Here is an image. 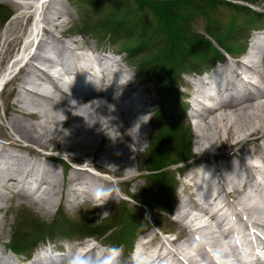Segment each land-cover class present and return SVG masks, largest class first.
Instances as JSON below:
<instances>
[{
	"label": "bare ground",
	"instance_id": "6f19581e",
	"mask_svg": "<svg viewBox=\"0 0 264 264\" xmlns=\"http://www.w3.org/2000/svg\"><path fill=\"white\" fill-rule=\"evenodd\" d=\"M10 1L15 4L19 12L6 29L1 43L0 58L10 49V45L16 42L22 19L27 14L32 15L31 12L36 11L34 9L36 7V15H39L37 19L40 24L42 21V24L38 31L33 33V36H39L33 50L28 52L18 71L6 80L11 85L17 81L19 90L30 97L22 95L20 100L22 105L12 101V109L22 117L10 115L3 128L7 142L0 144V186L11 184L16 187L20 195L25 192V184L35 183L36 190L45 186L43 192L49 204L53 203L55 195H64L71 203H76L83 197H97L102 200L101 205L111 202L114 196L106 193L101 183L110 184L111 179L107 174L114 175L123 172V167H128L127 155L122 148L126 144L139 143L140 138H138L139 134L137 136L131 134L130 118L127 117L126 110L136 111L135 104L144 102L146 95L136 93L137 95H134L136 101L132 98L125 105L122 103L120 106L119 101L125 96L121 89L131 84L130 74L126 70L123 69L117 74L99 61L93 69L91 60L85 59L83 54L80 55L82 52L73 51L74 53L63 56L60 47L43 43L42 37L45 32H50L53 40H58L53 31L63 32L61 18L65 11L61 6L63 5L61 0ZM50 7L56 9L54 17H50L48 13ZM74 42L76 41L72 40L73 44ZM83 67L89 69L93 75L99 76L104 89L96 88L90 94L93 95L89 103L91 112L85 114L83 112V115L80 113L81 116L77 118L79 125L75 127L73 136L79 132L80 127L87 129L91 134L88 145L92 143L93 150H96L98 145L94 148V142L97 143L101 136L108 134L111 127L117 126V133L127 134V140L126 143L114 142L115 147L105 144L97 157L93 156V151L89 155H77L72 150L75 148L64 144L66 155L75 159L77 165L71 167L66 180H62L58 185L55 180L57 177L54 178L50 173V167L41 161V157L50 159L52 154L39 152L40 150L35 146L47 147L51 141L55 145L58 133L50 123H59V119H56L58 113L70 112L68 107L60 106V109L56 107L55 113L50 117L46 106L54 101L58 104L69 103L74 96L85 97V93L80 91L85 89L81 84V78L85 75ZM74 69L76 76L73 80L63 81L59 85L55 82L54 73L69 74ZM35 70L45 75L50 84L38 82L35 78ZM40 80L43 81L41 78ZM221 94L223 96L220 98ZM107 103L114 106L108 107ZM29 106H35L36 109L30 110ZM202 109L208 110L206 116L203 115V111L201 112ZM196 113L204 121L203 123L196 121V146L198 148L206 144L213 146L217 141L226 143L227 148L231 149V156L221 165L210 164L211 174L208 172L207 174L205 169L200 171L197 169L194 172L193 182L199 185L197 191L199 197L195 200L193 194L188 193L196 203L190 201L191 206L187 208L188 201L184 199L174 213L177 218L176 223L185 231L186 237L178 241L168 239V244L159 240L158 245L153 247L152 240H146L147 236L144 235L145 240L141 243L139 251L135 252L136 255L133 253V261L135 260L136 263L146 261V264H247L248 261L260 260V257L264 260V36H256L243 61L237 59L234 64L227 65L222 74L214 80L213 86L203 91ZM30 114H34V120L28 118ZM113 139L116 137L114 136ZM118 164H122L123 166H119L122 168L118 169L116 167ZM65 167L67 168V165ZM212 191L214 192L211 194ZM33 203L37 210H45L46 206L44 207L40 200H35ZM194 209L199 210L201 215L192 213ZM94 245L92 238H85L73 244L70 252L63 257L37 255L34 260L42 264H65L63 261H66V264H109L105 261V252L100 251L98 254L93 252ZM262 262L264 264V261ZM257 263L261 264V261Z\"/></svg>",
	"mask_w": 264,
	"mask_h": 264
},
{
	"label": "rangeland",
	"instance_id": "374dc122",
	"mask_svg": "<svg viewBox=\"0 0 264 264\" xmlns=\"http://www.w3.org/2000/svg\"><path fill=\"white\" fill-rule=\"evenodd\" d=\"M78 1H79V3L75 6L74 4H72L70 2V0H61V2L63 4L61 6H62V8H64L63 11H65L62 15V18H61V19H63V25H64V26L62 25L63 32H60L58 30L53 31V33L58 37L57 39L60 41L59 44L57 43L58 47L61 48V52L63 54H67V55H69L70 53H74V52L75 53H77L79 51H80V53L82 52L80 55L83 54L85 59H90L92 62L91 65L93 64V65L97 66L98 61L102 62L103 65H108V66H109L108 63H112V65H110L109 67L110 68L112 67L113 69L112 68L111 69L114 72H116L117 74L122 72L123 69L126 70L130 74V78H131L130 83L131 84L129 86L125 85L122 87L121 90L124 91L123 96L124 95L125 96L121 101H119L120 102L119 105L120 106L125 105L126 102L128 100H131L132 98H133V100H135V96L139 93H141V95H143V96L146 95L145 96L146 99L144 102H142L140 104L138 102H137L138 104L135 102L136 103L135 105L137 107L136 111H133L131 109L126 110V113H127L126 115H128L127 117L130 118L129 119L130 120L129 121V127L131 128L130 132H132L131 134L134 136H137L139 134L138 138H140V141H139V143H135V145L134 144H126L122 148V151L125 153V155H127L128 167L122 168L119 166H123V165L118 164L116 167L118 169L122 168L123 172H120V173L117 172L114 175H108L107 174V176H109V178L111 179L110 184H107L105 182L101 183L103 185V189H106L105 192L114 196L111 202H106V203H103L102 205H101L102 200L101 199L99 200L97 197H95V198L83 197V198H81L82 200L79 199L76 201V203L75 202L71 203V201L67 200L64 195H59V196L55 195L53 197V203L49 204V203H47L48 202L46 200L47 198L43 192L45 186H41L40 188H38L36 190L37 186L35 183L25 184L28 187H26L24 185V188H25L24 191L25 192L22 195H20L15 186H13L11 184H10L11 186L9 184L1 185L0 186V192L2 193V195L0 193V206H1L0 207V250L4 249V248L7 249L5 243H7L9 241V238H10V236H11V234L15 228L16 221L18 220L17 216L19 214H23V213L27 214L28 212H30V213H32V215L33 214L36 215L39 219H41L45 222H50L53 218L57 217L58 211L61 210L62 213L66 217H70V218L81 217V218H84L88 222H92V221L99 222L101 220H104L105 218H107L111 214H113L116 211V209L118 207H120V205L124 202V204L127 205L128 208H130V209L133 208L135 211L140 212V213L142 212V214L145 215L146 216L145 218L148 220V225L137 231V233L133 237L132 242L128 248L125 249L122 245H120L118 247L116 253H113L111 251L107 252L105 250L106 248L102 249L103 251H101V252H105L107 254V255L104 254V257H106L105 261L109 264L110 263L111 264H143V263L146 264L147 263L146 261L145 262L140 261L138 263H136L135 260L133 261V259H134L133 255L134 254L136 255V253L139 251L141 243L145 240L143 236L144 235L147 236L146 240H149V239L152 240V242L154 244L153 247H156V245H158L159 240H163L164 242L167 243V240L171 239V238L175 241H178L177 239L181 238V237L185 238L186 233H185V231H183V229H181V227H179L177 225V223H176L177 218H176L174 213H175L176 207H178V205H180L181 201H184V199L186 201H188L187 202V208H189L191 206L190 201H192L193 203H196L194 201V199L196 200L199 197V194L197 192V191H199V185L193 182L194 181V177H193L194 172L196 171V169H198L199 171L205 169L206 173L208 172L209 174H211V172H210L212 170L211 165L217 166V165H221L222 163L226 162V159L230 158V156H231V154H230L231 149L227 148L226 143H221V142L217 141L214 143L215 145H213V146L211 144H206L203 147H199L201 149L200 150L196 146L197 130H196L195 125H196V121L201 122V123L204 122L201 120V116L199 117V116H197V113H195L196 114L195 117H192V116L188 117L186 114L181 113L177 107L174 108L172 117L177 118L180 121H182L183 127H185L186 130L187 129L190 130V134H191L190 145H191V151L193 154L192 156H194V157L191 158V160H188L186 162H182V163L179 162L177 164H172V165L166 167V170H170L172 177H174L176 180V184L172 190V194L174 196L172 206L170 209V213H167L164 210L162 212H159V211L156 212V214L158 213L160 215V221L158 224H155V225L152 224L151 225V220L148 218L149 217L148 214L150 212L149 209L146 208L145 206L139 205L135 200L139 199L142 191L145 190V188L147 187L146 185H147L148 179L146 178V176L150 172L145 170V166H146V160L145 159H146V157L144 156L145 155L144 151H145V148L147 147V144H148L150 137L152 136V133L154 130L153 128H155L157 125V123L155 122L154 111L157 108L158 103H159V94L157 93L156 85L154 83L147 82V81L145 82L141 78V75L138 73L137 68L135 66H133L132 63L129 61L126 50L121 49L120 43H118V44L113 43L112 44L111 42L107 41V39H103L102 41H99V40H97V38L95 36H93L91 34H87L85 31H84V33L83 32L81 33V32H79V30H77V28L80 27V25H78V22L80 21V14H78V10L79 9L83 10L82 0H78ZM127 1H128V4H130L131 6H133V7L135 6V3L133 0H126V2ZM229 1H232L233 3H236V4H247L248 3V2L241 1V0H229ZM0 3L7 5V7H9V9L12 10V15L10 16V18L5 23H3V24L0 23V49H1V43H2V40L5 36V34H6V29L9 27L10 22L17 15L19 10L15 6V4H13L10 0H0ZM98 3H100V10H98L97 12L100 13V18L109 14V9H110L109 3H111V2L109 0H99ZM248 4L253 6L256 9V11H260V12L264 13V0H256L252 4L251 3H248ZM34 9H36V11L33 10L32 12L31 11L30 12L32 13V15L34 17L39 18L38 17L39 15H36L37 7ZM76 9H78V10H76ZM86 9H87V11L89 10V12H92V9H90L89 6H86ZM55 10L56 9H54V8H51V7L49 8L48 13H50V17L55 16V13H54ZM39 13H40V11H39ZM99 13H97V14H99ZM214 14L218 17V19L221 21V23L226 25L230 21L232 15L234 14V10L232 8H229L228 6L220 5L216 9H214ZM32 15L27 14V16L22 19L21 29L18 32V35H17L18 38L16 39V42L11 44L9 47L10 49H8L7 52L4 55H2V58H0L1 59L0 60V73H2L3 71H5L6 68H8V64L10 62V59L17 52L19 45L21 44L24 36L28 35L27 34L28 26H29V22L31 21V19L33 17ZM237 15H238L239 21L244 20L245 14H243V13L238 14L237 13ZM93 17H96V13L93 14ZM262 23L263 22H258L256 25H253L252 27L247 28V31L245 33L246 36L244 35V37L241 39L240 42L243 45H246V47H248L249 46L248 45L249 37L259 36V35L264 36V25ZM41 24H42V21H41ZM191 25L198 33H200V35L202 37L209 39L211 41V43L213 45H215V47L218 49L219 53L222 55L217 56L218 57L217 59L214 56V58H211V62H206L204 64H198L197 60H195V62L193 64V61H192L191 64H193L195 67L194 71L188 70V71H182L181 72V75H180L181 77L179 78V81L177 83H175L174 86H175V88H178L180 98L182 97V100L185 101L186 103H188V100L186 98V96L188 94L187 93L185 94V92H188V91L192 92V89H193V85L191 84L190 81L195 80V82H199L198 81L199 80L198 75H200V73H202L204 70H206L204 73H207V74H210L213 71V68L214 69L218 68L221 71L225 70L227 68V65L229 66V65L235 63V61L240 56L238 53L245 49V47H244V49H242L240 51L232 52V55H236L237 57L236 56L232 57L231 55H229L224 47L218 45L217 42L204 31L205 17L202 14H197L194 17V19L192 20ZM261 29H263V30H261ZM8 34H10V33H8ZM43 36H45L43 39L44 40L43 43H45V44L46 43L48 44L49 41L53 40L52 34L50 32L49 33L45 32V34H43ZM72 40H75L77 43L74 42V44H73ZM61 42L64 44H62ZM61 45L62 46L65 45V47H61ZM44 50H46V49H44ZM44 50L41 51V55H43ZM97 50H102L106 53L118 51L120 53L119 55L121 57L120 64L115 63L110 58H108L110 60V62H107V60L105 58L98 56L96 54ZM110 57H113V56L111 55ZM216 60H218V61L216 62ZM122 65H123V67H122ZM20 66H19V68H20ZM208 67H211V68H208ZM34 72L36 73L35 78H36V80H38V82H42V83L46 82L45 84H50L49 79L47 77H45V75L41 74L38 70H35ZM54 75H55V73H54ZM11 77L12 76H10V77L8 76L7 79H10ZM53 77L55 78L54 79L55 82H58V84H61L63 82L62 80L64 79L65 74L64 75H57L56 74V76H53ZM40 78L43 81H41ZM7 79H4V83L0 89V144L7 142L5 139V132L3 131V128L7 124L8 117L10 115L15 116V117H22L19 113H17L16 110L12 109L13 102L16 101L18 103V105L19 104L22 105L23 103L20 101L21 96L25 95L26 97H30V95H28L27 93L25 94V92H23L22 90H19L20 87L17 86V81H15L14 85H11V84H9V81H6ZM102 89H104V88H102ZM134 89L136 92L134 91ZM197 89L199 90V92H202L200 90V88H197ZM20 93H21V95H20ZM142 93H144V94H142ZM84 95H85V97H83V98H81V97L78 98L75 96L72 97V101H70L69 103H64V104L59 103L58 104L57 101H54V103H52L51 105L49 104L48 106H46L47 111H48L47 114L50 117L53 115V113H55L56 107L59 108L60 106L61 107L65 106V107H68V111H70V112H64L63 111V112H60L57 114L58 116L56 119L57 120L59 119V123L58 122L56 124L50 123V125L51 126L53 125L54 128L57 130V133H58L57 134V142H55V145L52 144L53 142L51 141L50 143H48L47 147L41 148V147L35 146L37 149L40 150L39 152H48V153H50V155L52 154L51 155L52 159H45L44 157H41V161L50 167V169H51L50 173L53 175L54 178L57 177L55 180H56L58 185L61 184L62 180H64V181L66 180L67 175L70 172L69 170L71 169V167L73 165L75 166V164L77 163L75 159L66 155L67 150L65 149V147L67 145L71 146L72 148H75L72 150L75 151L77 155H83V154L89 155L93 151V156L97 157L100 154V151L102 150V147L105 144L109 145L110 147H115L116 145L114 144V142L120 141V142L126 143L125 141L127 140V134L121 135L120 132L117 133V126L111 127L109 129L110 131L108 134L101 136L100 140L97 143H96V141L94 142V148H96L98 145V148L96 150H93L92 143L90 145H88L89 144L88 140L91 138V134H90V132H88L87 129L80 127L79 132H76L75 136H73V132H74L75 127H78V125H79L77 118L79 116H81V114L83 112H84V114H85V112H87V113L91 112V104H89V103L92 100L93 95L92 96L88 95V94L87 95L84 94ZM18 96H19V98H18ZM65 104H68V105H65ZM144 105H146V106H144ZM69 106H70V108H69ZM107 106L112 107L114 105L107 103ZM17 107H19V106H17ZM83 107H86V108H83ZM28 108L30 110L36 109L35 106H29ZM83 109H84V111H83ZM140 110L143 112H141ZM201 112L203 113L204 116H206L208 114V110H205V109L204 110L202 109ZM30 116H32V117H30ZM30 116L28 117L30 120L35 119L34 114H32V115L30 114ZM62 116L64 117V119ZM138 116H140V117H138ZM141 116H142V118H141ZM45 117L48 118V116H45ZM156 121H158V120H156ZM175 122H179V121H175ZM68 125L70 126L69 128H68ZM60 131H62V132H60ZM69 131H70V133H69ZM209 131H211V130H209ZM146 133H147L148 139L145 138ZM114 136L116 137V139H113ZM58 137H60V138H58ZM65 137H67L68 139L67 138L65 139ZM103 137H104V139H103ZM79 138H81V139H79ZM61 140H62V142H61ZM52 146H54V147H52ZM202 151H203V153H202ZM207 161H208V163H206ZM66 165H67V168L65 167ZM190 177H191V179H190ZM6 186H8L9 188ZM190 186H191V188H190ZM107 187H109V188H107ZM182 192H183V195H182ZM213 192L214 191H212L211 194ZM188 193L193 194L192 197L194 199H191L190 194H188ZM28 196H30V197L28 198ZM38 196H40V197H38ZM30 198H31V202H30ZM35 200H40L41 203L44 204V207L46 206L45 210H42V211L37 210L32 205V204H34L33 202ZM191 212L192 213L196 212L197 214L201 215V213L197 209H194ZM166 229L169 230V233L166 232ZM85 237H89V236H85ZM103 237H104V235H103ZM103 237L98 238L96 236H91V238H93L96 241V243L102 244V245L104 244L106 247H113L111 245V243L104 240ZM174 237H175V239H174ZM83 239L84 238L81 239V237H75V240L72 241L73 239L71 240V238H67V237H55V238H53V241L55 242L56 246H59L60 243H63V244H65V243L70 244L71 243L73 245V244L77 243L78 241H82ZM134 244H136V249H137L136 253L132 251L133 247H135ZM95 252L100 253V250H97V251L95 250ZM112 261H115V263H113ZM64 262L66 264V261H63V263Z\"/></svg>",
	"mask_w": 264,
	"mask_h": 264
},
{
	"label": "trees",
	"instance_id": "16d2710c",
	"mask_svg": "<svg viewBox=\"0 0 264 264\" xmlns=\"http://www.w3.org/2000/svg\"><path fill=\"white\" fill-rule=\"evenodd\" d=\"M109 1V14L100 18L97 12L100 10L99 0H82L83 10L76 9L80 14L77 30L85 31L99 41L107 39L112 44L120 43L141 78L156 85L159 103L154 117L157 125L144 151L145 170L150 173L146 176L147 187L135 201L148 208V218L158 224L160 215L156 212L164 210L170 213L174 197L172 190L176 184L166 167L193 155L190 130L183 127L182 121L172 117L174 108L182 111L184 106L174 85L182 71H194L195 60L204 64L211 62L214 56L222 55L209 39L192 27V20L197 14H202L205 17L204 31L227 52H234L244 49L245 45L240 41L247 28L258 22L264 23V14L227 0H133L134 7L126 0ZM244 1L253 3L256 0ZM70 2L75 6L79 3L78 0ZM220 5L234 10L226 25L214 14V9ZM86 6L92 12L87 11ZM94 13L96 17H93ZM237 13L245 14L244 20L239 21ZM11 14L12 10L0 3V23H5ZM145 217L142 212L128 208L124 202L99 222L66 217L61 210L50 222L30 212L23 213L17 216L7 246L17 253H27L44 238H100L104 235L107 242L128 248L137 231L148 225Z\"/></svg>",
	"mask_w": 264,
	"mask_h": 264
}]
</instances>
